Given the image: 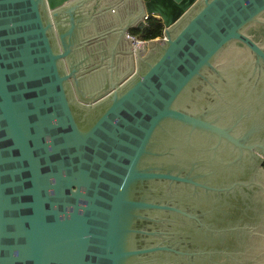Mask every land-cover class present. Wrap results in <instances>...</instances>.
Returning <instances> with one entry per match:
<instances>
[{
	"label": "water",
	"instance_id": "obj_1",
	"mask_svg": "<svg viewBox=\"0 0 264 264\" xmlns=\"http://www.w3.org/2000/svg\"><path fill=\"white\" fill-rule=\"evenodd\" d=\"M0 264H264V0H0Z\"/></svg>",
	"mask_w": 264,
	"mask_h": 264
},
{
	"label": "trees",
	"instance_id": "obj_2",
	"mask_svg": "<svg viewBox=\"0 0 264 264\" xmlns=\"http://www.w3.org/2000/svg\"><path fill=\"white\" fill-rule=\"evenodd\" d=\"M164 24L158 16L149 15L142 26L133 27L129 33L140 39H151L163 34Z\"/></svg>",
	"mask_w": 264,
	"mask_h": 264
},
{
	"label": "built area",
	"instance_id": "obj_3",
	"mask_svg": "<svg viewBox=\"0 0 264 264\" xmlns=\"http://www.w3.org/2000/svg\"><path fill=\"white\" fill-rule=\"evenodd\" d=\"M129 36L133 39V41L135 43H139L140 41H145L146 40V39H140V38H138V37H136L135 35H132V34H129ZM161 37H163V34L161 36H157L155 38H161Z\"/></svg>",
	"mask_w": 264,
	"mask_h": 264
}]
</instances>
